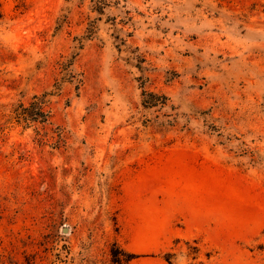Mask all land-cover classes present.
Wrapping results in <instances>:
<instances>
[{
    "label": "rangeland",
    "instance_id": "obj_1",
    "mask_svg": "<svg viewBox=\"0 0 264 264\" xmlns=\"http://www.w3.org/2000/svg\"><path fill=\"white\" fill-rule=\"evenodd\" d=\"M0 264H264V0H0Z\"/></svg>",
    "mask_w": 264,
    "mask_h": 264
},
{
    "label": "water",
    "instance_id": "obj_2",
    "mask_svg": "<svg viewBox=\"0 0 264 264\" xmlns=\"http://www.w3.org/2000/svg\"><path fill=\"white\" fill-rule=\"evenodd\" d=\"M65 229H66V227H65V228H63V231H65Z\"/></svg>",
    "mask_w": 264,
    "mask_h": 264
}]
</instances>
